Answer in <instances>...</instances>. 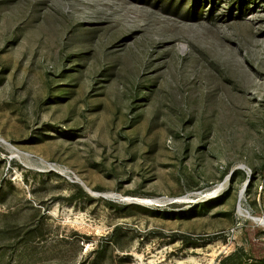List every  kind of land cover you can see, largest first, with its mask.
Here are the masks:
<instances>
[{"label": "rangeland", "instance_id": "374dc122", "mask_svg": "<svg viewBox=\"0 0 264 264\" xmlns=\"http://www.w3.org/2000/svg\"><path fill=\"white\" fill-rule=\"evenodd\" d=\"M262 219L264 0H0V264H264Z\"/></svg>", "mask_w": 264, "mask_h": 264}, {"label": "trees", "instance_id": "16d2710c", "mask_svg": "<svg viewBox=\"0 0 264 264\" xmlns=\"http://www.w3.org/2000/svg\"><path fill=\"white\" fill-rule=\"evenodd\" d=\"M244 177V176H242ZM244 256V254L239 251V250H235L233 252H231L230 254H227L226 256H224L218 263L216 264H225L226 262L230 261V260H235V259H241ZM259 260H264V257H258Z\"/></svg>", "mask_w": 264, "mask_h": 264}, {"label": "bare ground", "instance_id": "6f19581e", "mask_svg": "<svg viewBox=\"0 0 264 264\" xmlns=\"http://www.w3.org/2000/svg\"><path fill=\"white\" fill-rule=\"evenodd\" d=\"M226 184H227V181L226 179H224L220 184L216 185L215 188H213L214 190L212 191V194L213 193H216L217 191H220V190H223L224 188H226ZM244 185V184H243ZM244 187V186H243ZM243 190V189H242ZM241 190V192H243ZM241 194V193H240ZM262 222L264 223V219H262Z\"/></svg>", "mask_w": 264, "mask_h": 264}]
</instances>
